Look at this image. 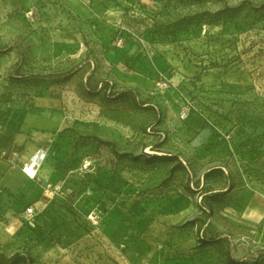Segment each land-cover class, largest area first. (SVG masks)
<instances>
[{"label":"rangeland","instance_id":"obj_1","mask_svg":"<svg viewBox=\"0 0 264 264\" xmlns=\"http://www.w3.org/2000/svg\"><path fill=\"white\" fill-rule=\"evenodd\" d=\"M101 80L152 108L92 90ZM44 95L65 102L53 221L22 216L0 252L235 264L230 251L264 264V0H0V104Z\"/></svg>","mask_w":264,"mask_h":264},{"label":"crops","instance_id":"obj_2","mask_svg":"<svg viewBox=\"0 0 264 264\" xmlns=\"http://www.w3.org/2000/svg\"><path fill=\"white\" fill-rule=\"evenodd\" d=\"M31 102H18L8 108L0 104V151L15 153L13 159L16 162V165H10L0 159V245H4L6 239H12L21 227L20 219L26 206L32 205L40 214H50L53 221L54 198L46 185L58 184L64 176L54 157L55 141L62 135L64 99L44 95ZM188 117L192 130L209 134L200 120L195 116ZM45 146L49 148V154L39 170V179H28L20 166L38 148Z\"/></svg>","mask_w":264,"mask_h":264},{"label":"trees","instance_id":"obj_3","mask_svg":"<svg viewBox=\"0 0 264 264\" xmlns=\"http://www.w3.org/2000/svg\"><path fill=\"white\" fill-rule=\"evenodd\" d=\"M72 71H67V72H62V73H54V74H47L46 77L47 78H51V79H58L60 81H68L70 79V76L72 75ZM100 90L102 89L104 92H106L108 98H113V99H129L131 100L134 104L137 105H145L147 107L152 108V106L148 105L147 102L141 100L138 96V94L132 90V89H124V90H120V91H111V85L110 82L108 80H101L99 83H97L92 90ZM88 90H90V88L88 87ZM164 157H169L168 159H175V156H172L171 154H164ZM133 159H137V157H131ZM216 172H222V167L217 166V167H213L208 169L204 175H210ZM209 224V222L207 220H200V223L196 222L195 225V230L196 232L202 230V232H204L206 226ZM204 239L202 238L201 240L204 243L207 242H215L217 240H219L222 236H214V237H208V236H203ZM257 254L259 256H264V250H260L257 252ZM253 254H247L244 258V260H241L240 262H236L233 260V258L231 257V253L230 251H228V257L229 259L235 263V264H248V262H246L245 259H247L248 257H251ZM0 264H35V258L33 257V255L28 252V251H14L11 254H7L5 252H0Z\"/></svg>","mask_w":264,"mask_h":264},{"label":"built area","instance_id":"obj_4","mask_svg":"<svg viewBox=\"0 0 264 264\" xmlns=\"http://www.w3.org/2000/svg\"><path fill=\"white\" fill-rule=\"evenodd\" d=\"M15 153H10L5 150L0 151V159H4L9 162L10 165H16L14 162L13 155ZM49 154V148L47 146L40 147L36 150V152L25 162L23 163L20 168L22 173L31 180H38L39 179V170L45 161L47 155ZM89 163H86L84 166L87 167ZM46 188L51 191V194L59 191V185H51L47 184ZM39 212L32 206H26L23 211V218L26 219L30 223V225H34L38 218ZM97 216L95 212H92L89 215V219L92 220L93 223H97L96 220Z\"/></svg>","mask_w":264,"mask_h":264}]
</instances>
